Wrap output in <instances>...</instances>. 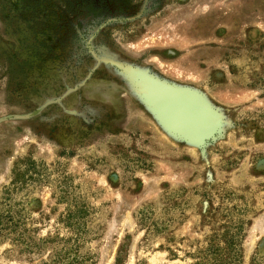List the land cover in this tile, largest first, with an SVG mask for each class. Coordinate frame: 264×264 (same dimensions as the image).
<instances>
[{
	"label": "rangeland",
	"instance_id": "1",
	"mask_svg": "<svg viewBox=\"0 0 264 264\" xmlns=\"http://www.w3.org/2000/svg\"><path fill=\"white\" fill-rule=\"evenodd\" d=\"M90 38L62 89L0 76V264H264V0H167ZM127 67L222 113L204 154Z\"/></svg>",
	"mask_w": 264,
	"mask_h": 264
},
{
	"label": "flooded vegetation",
	"instance_id": "2",
	"mask_svg": "<svg viewBox=\"0 0 264 264\" xmlns=\"http://www.w3.org/2000/svg\"><path fill=\"white\" fill-rule=\"evenodd\" d=\"M166 4L167 0H0V76L5 69L21 68L30 82L41 83L51 68L59 77L66 58L74 59L76 66L82 63L80 51L90 47L92 34L106 35L139 16L162 11ZM60 79H46L44 85L54 92L61 88Z\"/></svg>",
	"mask_w": 264,
	"mask_h": 264
},
{
	"label": "water",
	"instance_id": "3",
	"mask_svg": "<svg viewBox=\"0 0 264 264\" xmlns=\"http://www.w3.org/2000/svg\"><path fill=\"white\" fill-rule=\"evenodd\" d=\"M154 120L169 135L198 147L215 140L223 115L198 91L160 80L147 71L124 68Z\"/></svg>",
	"mask_w": 264,
	"mask_h": 264
}]
</instances>
